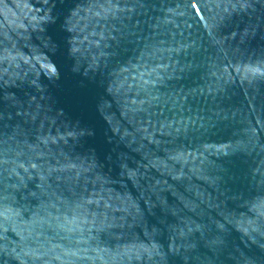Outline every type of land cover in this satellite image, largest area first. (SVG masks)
Returning a JSON list of instances; mask_svg holds the SVG:
<instances>
[{
    "label": "water",
    "instance_id": "1",
    "mask_svg": "<svg viewBox=\"0 0 264 264\" xmlns=\"http://www.w3.org/2000/svg\"><path fill=\"white\" fill-rule=\"evenodd\" d=\"M0 264H264V0H0Z\"/></svg>",
    "mask_w": 264,
    "mask_h": 264
}]
</instances>
